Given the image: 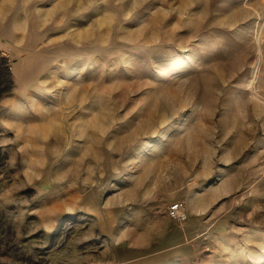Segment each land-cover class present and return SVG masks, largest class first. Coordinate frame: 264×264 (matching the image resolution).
Returning a JSON list of instances; mask_svg holds the SVG:
<instances>
[{
	"label": "rangeland",
	"instance_id": "1",
	"mask_svg": "<svg viewBox=\"0 0 264 264\" xmlns=\"http://www.w3.org/2000/svg\"><path fill=\"white\" fill-rule=\"evenodd\" d=\"M263 170L264 0H0V264L203 259L162 218L202 184L254 225L208 258L264 264Z\"/></svg>",
	"mask_w": 264,
	"mask_h": 264
},
{
	"label": "crops",
	"instance_id": "2",
	"mask_svg": "<svg viewBox=\"0 0 264 264\" xmlns=\"http://www.w3.org/2000/svg\"><path fill=\"white\" fill-rule=\"evenodd\" d=\"M247 164L246 173L251 174V172H254L253 166L251 167L249 166V163ZM249 187L250 188L242 190V194L244 196L251 198H254L255 196H263L262 201H264V189H258L259 191L256 193V190L252 186ZM224 190L226 192L229 191L228 194H224L222 188L217 189L216 187H206V185L202 184V186L186 188L182 191V193L180 192L178 195H180L179 197L181 199L176 200H183L185 202L187 212V217L183 222L173 221L167 216L166 208L168 204H166L162 213V218L171 220V222L176 224L175 233H177L181 239V242L175 240L167 243V248L171 249L175 245L182 244L190 246L191 253L199 252L202 254L206 251L205 256L207 257H204L203 259H201V255L200 257H192L188 260V262H184L183 264H228V259L222 261V258H218L216 260L208 258L209 253L207 252H210V254L214 253L215 246L218 245L230 246V248H227L226 251L231 252L232 246H235V249L237 250L238 246L242 244V240L243 243H245L243 237L247 240L254 237V225L249 226L248 222L246 224L243 223L242 226H238L237 223L233 225L232 216L230 217L229 222H223V218H228L224 217L226 214H223L222 207L227 204L229 210L226 212L231 213L233 206L234 208H238L236 201L233 202V196L241 194V191L239 190L232 193L230 190ZM221 195L225 196L227 200H221L219 198ZM229 197H231V199ZM250 207L251 212H254L253 205ZM262 214L264 217V212ZM250 219L252 221L254 220L253 218ZM245 220L248 221V218ZM169 225L171 230L172 226L170 222ZM240 230H242L243 234L241 237L239 236ZM261 238L263 239L264 237Z\"/></svg>",
	"mask_w": 264,
	"mask_h": 264
},
{
	"label": "built area",
	"instance_id": "3",
	"mask_svg": "<svg viewBox=\"0 0 264 264\" xmlns=\"http://www.w3.org/2000/svg\"><path fill=\"white\" fill-rule=\"evenodd\" d=\"M166 214L173 221H184L187 217L185 202L175 200L174 202L168 203Z\"/></svg>",
	"mask_w": 264,
	"mask_h": 264
}]
</instances>
